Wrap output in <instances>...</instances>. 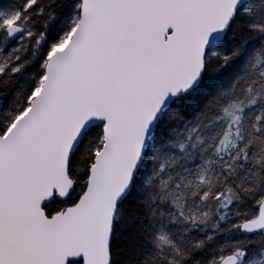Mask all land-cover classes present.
I'll list each match as a JSON object with an SVG mask.
<instances>
[{"label": "snow or ice", "instance_id": "1", "mask_svg": "<svg viewBox=\"0 0 264 264\" xmlns=\"http://www.w3.org/2000/svg\"><path fill=\"white\" fill-rule=\"evenodd\" d=\"M0 264H264V0H0Z\"/></svg>", "mask_w": 264, "mask_h": 264}]
</instances>
